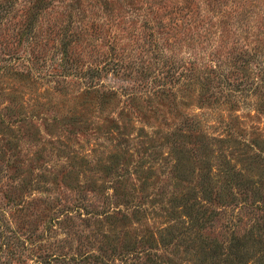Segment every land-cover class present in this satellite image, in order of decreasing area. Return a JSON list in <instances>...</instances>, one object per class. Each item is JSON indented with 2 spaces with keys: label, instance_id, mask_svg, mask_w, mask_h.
Listing matches in <instances>:
<instances>
[{
  "label": "rangeland",
  "instance_id": "obj_1",
  "mask_svg": "<svg viewBox=\"0 0 264 264\" xmlns=\"http://www.w3.org/2000/svg\"><path fill=\"white\" fill-rule=\"evenodd\" d=\"M0 264H264V0H0Z\"/></svg>",
  "mask_w": 264,
  "mask_h": 264
},
{
  "label": "trees",
  "instance_id": "obj_2",
  "mask_svg": "<svg viewBox=\"0 0 264 264\" xmlns=\"http://www.w3.org/2000/svg\"><path fill=\"white\" fill-rule=\"evenodd\" d=\"M235 256H237V255H235Z\"/></svg>",
  "mask_w": 264,
  "mask_h": 264
}]
</instances>
